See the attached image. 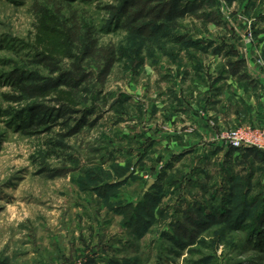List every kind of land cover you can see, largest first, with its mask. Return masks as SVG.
Returning <instances> with one entry per match:
<instances>
[{"label":"rangeland","instance_id":"rangeland-1","mask_svg":"<svg viewBox=\"0 0 264 264\" xmlns=\"http://www.w3.org/2000/svg\"><path fill=\"white\" fill-rule=\"evenodd\" d=\"M199 1L144 36L115 14L126 0H0V264H264V154L197 133L188 58L254 35L264 53V0ZM89 34L114 48L109 74L88 61L61 84ZM38 105L57 119L25 126Z\"/></svg>","mask_w":264,"mask_h":264},{"label":"crops","instance_id":"crops-1","mask_svg":"<svg viewBox=\"0 0 264 264\" xmlns=\"http://www.w3.org/2000/svg\"><path fill=\"white\" fill-rule=\"evenodd\" d=\"M254 36L237 47L239 52L226 54L227 57L218 52L209 54L205 47H201L205 53L188 56L198 64L193 71L198 73L194 83L197 133L205 135L223 128L262 125L264 53L257 51L261 44L259 39L255 41L258 36ZM238 62L240 68L232 71L230 64L235 66Z\"/></svg>","mask_w":264,"mask_h":264},{"label":"trees","instance_id":"trees-1","mask_svg":"<svg viewBox=\"0 0 264 264\" xmlns=\"http://www.w3.org/2000/svg\"><path fill=\"white\" fill-rule=\"evenodd\" d=\"M61 1L73 2L75 0ZM202 4L203 3L199 0H126L123 8L117 10L115 14H119L125 18L122 26L127 31L139 35L152 36L155 34L156 30L164 28L169 30L178 29L180 26V20L188 14H196L202 7ZM207 20L212 21L214 19H210L208 17ZM76 43L77 44H75V46L79 52V56L74 57V61L71 64L72 69L62 73L61 80L59 82L61 84H67L71 87H78L80 84L87 82L91 78L92 74L84 70V65L88 61L93 63L98 61L96 68L99 72V79L103 82L115 62L114 48H98L97 42L91 38L90 34L86 35L83 40H76ZM230 66L232 71H238L240 63L238 62L235 66L230 64ZM22 79H26L28 81L29 77ZM22 79L19 80V90L22 93L27 94L29 97H34V94L39 92L38 86L24 85L22 83ZM48 84L50 85L51 83ZM19 98L20 97L18 96L12 97L14 100ZM54 110L52 108H44L43 106L38 105V107L32 110L30 119L25 126L30 125V122H34V118H38L39 124H44L50 120L57 119L52 118V111ZM69 112H71L70 108L62 103L61 108L56 110L57 114H55V116L63 118ZM82 120L86 123L85 116H83ZM63 125L67 126L66 120L63 121ZM244 150L249 151L251 154L259 152L253 148H246ZM189 219L190 222L193 221L191 218ZM185 230L186 228H184V226L177 225L175 232L179 234V236H186Z\"/></svg>","mask_w":264,"mask_h":264},{"label":"built area","instance_id":"built-area-1","mask_svg":"<svg viewBox=\"0 0 264 264\" xmlns=\"http://www.w3.org/2000/svg\"><path fill=\"white\" fill-rule=\"evenodd\" d=\"M213 140L233 149L253 148L264 153V121L259 127L223 129L215 134Z\"/></svg>","mask_w":264,"mask_h":264}]
</instances>
